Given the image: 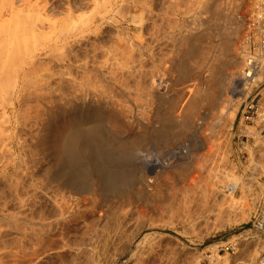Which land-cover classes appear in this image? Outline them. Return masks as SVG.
<instances>
[{
    "label": "rangeland",
    "instance_id": "1",
    "mask_svg": "<svg viewBox=\"0 0 264 264\" xmlns=\"http://www.w3.org/2000/svg\"><path fill=\"white\" fill-rule=\"evenodd\" d=\"M3 1L6 0H0V3ZM26 1L14 0L13 8L17 11L23 10L17 17L14 16V19L9 18L12 17L9 7L2 8L3 11L0 9V264H134V261L126 262L124 252L129 241L135 239L134 244L142 243L144 237L149 239L144 243V262L141 261L143 263L140 264H232L234 258L235 264H256L259 253L253 243L250 223L257 205L251 204L252 190L248 188L246 191L243 184L241 193L233 192L234 185L241 181L235 173L241 170V163L236 157L232 136L236 131L240 106L244 99L243 97L236 101V97L229 91L236 88L233 77L237 74L233 67L226 68L230 78L226 77L227 83H231L228 90L222 95L221 89H218L220 93L215 91L217 98H223L220 99L222 107H214L211 110L205 103L197 109L199 117L196 119V126L204 129L206 126L208 131L203 128H199L202 132L197 131L196 127L197 130L192 134L180 137L177 134L175 137L172 135V143L157 152L156 149L151 150L149 142L147 148L139 150L133 157L134 160L131 159L130 171L134 172L133 175L136 174L137 180L143 172L149 175L147 177L150 180L155 177L145 168L148 162L151 163L158 157L165 162L175 160L174 163L182 164L184 169L188 167L181 181L178 178L181 171L177 168L166 171L160 178L156 177L162 192V202L154 201L155 205L152 202L143 204L132 193L124 192L123 195L112 196L111 200H108L110 203L107 201L104 204L103 196H96L95 205H78V211L75 209V213H78H74L73 218L64 222L61 216L63 209L60 207L66 205L62 203L69 202L71 197L70 202H66L68 207L76 198L89 195L76 194L74 190H70L72 192L69 191L68 195L72 196L66 195L63 198L65 191L60 190L62 188L59 184L66 178H63L61 173L65 175L66 171L60 172L63 181L57 175L53 176L54 167L61 166L59 163L62 162L64 145L76 126L74 116H68L66 101L68 96L72 97L70 94L78 91L80 79H83V71L78 68L79 65L87 63L85 66L91 69H102V73H98L101 76L97 74L99 78L93 74L97 80L91 75L94 81L90 77L89 82L92 83L89 85H93L91 91L97 90L101 98L108 101V107L100 113L97 111L98 115L93 107L90 108L91 112L95 113V118L92 116L93 119H88V122L81 125L82 129L88 130L94 127V123L97 126L99 124L102 130L104 128L106 139H116V142L128 141L136 133H152L160 126L154 122L155 118H152L154 111L160 106L154 96L150 98L153 89L161 84L159 89L162 93L166 92L164 106L169 108L168 105L171 104L172 115L180 118L193 101L195 91L202 87L198 78L210 79L212 71L204 73L200 70V75L195 70L188 79L183 80L177 66L189 51L193 42L191 40L206 30L214 8L220 6L218 10H223L229 16L233 13L237 18L246 21L254 0H244L240 11L235 10L236 6L231 0H30L32 7L38 5L39 14L42 16L32 27H29L30 24L22 25L21 21L28 18V12L30 17L36 11L35 8L29 9ZM26 8L29 10L26 11ZM246 26L247 21L242 26L233 48L240 59V42ZM33 30H36L35 33ZM5 44V48H8L4 53L1 47ZM68 57L73 60V68L67 71L65 64L69 60ZM69 72L74 73L73 77L69 76L72 75ZM197 74L200 77H197ZM207 74H210L209 77ZM73 78V81L80 78V83L78 80L76 83L72 82ZM223 78L225 79L224 75ZM71 87L77 89L73 90ZM202 88L206 89V86ZM93 91L90 93L93 94ZM94 94H97L95 98L98 99L99 93ZM152 99L155 100L153 103ZM231 105V113L226 114L225 110ZM162 106L160 107L165 108ZM219 115L222 116V124H216ZM204 139L209 141L205 151L202 146ZM211 139L216 140V143L211 144ZM134 168H137V172ZM79 169L82 174L84 168ZM95 171L89 174L91 176L87 177V181L101 178ZM74 172L76 173V169ZM77 172L80 175V172ZM194 178H200L195 182L197 188L192 186L189 191L187 185ZM55 181L60 182L57 184ZM136 182L133 183L134 188L139 187L138 181ZM56 184L60 189L56 188ZM193 187L196 188L194 191ZM229 187L233 193L229 192ZM224 188L227 190H221ZM58 192H61L60 199L64 202L56 196ZM228 193L235 195V202L239 204L236 208L228 204L229 200L224 202L229 197ZM68 197L69 199L65 200ZM55 198L60 202L55 203ZM223 202L227 205L224 206ZM248 210L250 211L247 212ZM118 221L124 222L126 227L122 229L124 232L116 234L113 231H116ZM53 222H58L56 232L51 229ZM107 238L117 241L108 247L105 243L109 241ZM66 243L72 245L66 247ZM105 246L107 249L103 248ZM229 246L234 247L236 253L227 251ZM226 258L229 259L228 263Z\"/></svg>",
    "mask_w": 264,
    "mask_h": 264
},
{
    "label": "bare ground",
    "instance_id": "2",
    "mask_svg": "<svg viewBox=\"0 0 264 264\" xmlns=\"http://www.w3.org/2000/svg\"><path fill=\"white\" fill-rule=\"evenodd\" d=\"M26 1V0H24ZM142 1V0H141ZM151 1V0H150ZM221 1V0H220ZM225 1V0H224ZM234 2V5L236 6L235 7V10L236 11H240L242 9V3L244 0H231V3ZM13 2L14 0H6V1H3L2 4L0 3V9L3 11L2 8H6V7H9L8 9H11V16L12 17H9V18H13L14 19V16H18L20 13L23 12V10H15L13 8ZM23 2V1H22ZM31 2L29 0V2L26 1V4L28 5V8L29 9H36L35 13H38V14H35L34 11H32L34 14L33 15H30L29 17V12H28V18L21 20L22 22V25H27V24H30L31 26L29 27H32L33 24L36 23V20H40L42 19L40 16V10H38V5L36 6H33L31 5ZM41 2V1H40ZM95 2V1H94ZM96 3V2H95ZM173 3V2H171ZM230 3V4H231ZM94 4V3H93ZM98 4V3H97ZM108 4V3H107ZM145 4V3H144ZM170 5V4H169ZM194 5V4H193ZM204 5V4H203ZM30 6V7H29ZM192 6V5H191ZM70 7V6H69ZM189 7V6H188ZM216 7V6H215ZM220 8V6H218ZM86 8V7H85ZM94 8V6H93ZM219 8H214L215 10L212 11V14H211V17L209 18L210 21L209 24L207 25V28L206 30H204L203 34H199V35H196V37L194 38V40H191L193 41L190 45V49L189 51L185 54V57H184V60L182 62L179 61L178 63V70H179V73H180V78L185 80V79H188L192 74L193 72L196 70L198 71L197 73H200V72H203L205 73V71H212V78L210 76V79H202V78H198L200 79V86H206V89L202 88L198 91H195V97L193 99V101L190 103L189 105V108L185 110V114L183 116H181L180 118H176L172 115V108L170 105L169 108L168 107H165L164 106V96L166 95L164 92L162 93L161 90L159 89V87L161 86V84H159V87L158 88H155L152 90V96H150V98L153 96L155 97L154 99L155 100H158L159 101V105L160 106H164L165 108H161L160 106L156 109L155 106L153 108L156 109V111H154L155 113L154 114V117L152 118H155V121L157 124H159L160 126H158L157 128L158 129H155L154 132L152 133H148V132H140V133H136L135 135L131 136V138L128 140V141H123L121 142H116V139L115 141L114 140H110L108 141L106 139V136H105V133H104V128L102 130V128L99 126L96 125V123H94V127L88 129V130H85V128H81V125H84V123L88 122V119L92 118V116H94L93 112H91L90 108L93 107V109L96 110V115L97 114V111H99V113L101 112V110L103 109H106L108 107V101H106L104 98L102 99L101 98V94L100 92H96L97 90H92L93 91V94L92 91L90 89H93L91 88L93 85H89V79L92 78L93 74L97 76L98 73H100L102 71L101 68H97L95 66V68H89V66H85V64L87 65V63L83 64V65H79L77 64L78 68H80L82 71H83V79H80L81 80V83L79 82V79L75 80L77 81L78 83H80V87L78 86V91L73 88V90H76V93H72L70 94L72 97L70 98L68 96V100L66 101L67 102V106H68V116H74L73 119H76V126L73 128V132L70 136V138L67 139L65 145H64V149H63V154H62V162L61 164L59 163V165L61 166H55L54 167V172H53V176L54 175H57L59 179H62L61 181H63V176H66V178H64L65 180L61 183L60 181V184L59 186L62 188L60 189L57 184L56 181V188H59L60 190H63L65 191V193H62L64 194L63 198L67 196H72V195H68L69 191L70 190H74L76 194H88L89 197H78L76 198V200H74L73 203H70V206L66 207L67 205H69L68 203L70 202L71 200V197L69 199L66 198L65 200L69 199V202L68 201H62V199H60L61 197V192L59 194L56 195L62 202V204L66 205V206H58L60 207L61 209H63V214H61V216L63 217L62 219L65 221L71 219L74 217L75 214V209L78 205H95L94 203V199L96 196L100 197V196H103V203L105 204L112 196H119V195H123L124 192H128V193H132L134 195V197L140 201L143 202V204L146 202V203H149L152 202L154 204V201L155 202H162L161 200L162 199V192L160 191V185L157 183V180H156V177H159V176H163L166 171L168 172V170H171V169H175L177 168L179 171H181V175H178V178L181 179L184 177V174L187 172H185V169H184V166L182 167L181 165L179 164H175L174 161L172 162H169L167 160V162L163 161L162 158H155V160L153 162H148V164L146 165V170L148 171V173H150V175H154L155 177L148 179L146 173H142L141 174V177L139 178V180L135 179V175L134 172L130 171V168H131V159H133V157L135 155L138 154L139 150L141 151L142 149H144L148 143L151 147V150L155 151L156 149V152L157 151H160V149H163L162 147H166V145L168 143H172L171 142V136L174 135L173 137H175V134H177L179 137L180 136H186L188 134H192L194 133L193 131L197 130V131H201L202 130H199L202 129L203 127H200L198 128V125L196 122V119H198L199 117V114H198V107L202 106L203 104H207L209 106V108H216V107H219L221 105V100L223 98H220L219 97L217 98L216 95H215V91H218V89L220 90L221 92V95L222 93L225 94L226 90H228V86L230 87V82L229 84L227 83V78H229V76L227 75L226 73V68L227 67H233L236 69V74L235 75L236 77L234 78L233 77V81H234V85H236L235 89H232V90H229L231 93H232V96L235 98L236 97V101L238 100H241L243 99V97L247 94V90L245 89V87L241 84L242 83V71H243V61H242V58L240 59L238 56H236V52L234 51L235 49L234 48V45H236V40H237V37L240 35V32L242 31V26L244 25V23H246V21L240 19V18H237L235 14L232 13V10H231V16H229L226 12H224L223 10H218ZM224 8V7H223ZM234 8V6L232 7ZM29 9H25L26 11L29 10ZM34 9V10H35ZM24 10V11H25ZM44 10V9H43ZM234 10V9H233ZM101 11V10H100ZM99 11V12H100ZM108 11V10H107ZM117 11V10H116ZM193 11V10H192ZM89 12V11H88ZM93 12V11H92ZM104 12V11H103ZM121 12V11H120ZM187 12V11H186ZM234 12V11H233ZM31 13V12H30ZM80 13V12H79ZM97 13V12H96ZM119 13V11L117 12ZM1 14V13H0ZM24 14V13H23ZM124 14V13H123ZM186 14V13H185ZM230 14V13H229ZM2 15V14H1ZM69 15V14H68ZM94 15V14H93ZM189 15V14H188ZM209 15V14H208ZM21 16V15H20ZM92 16V15H91ZM122 16V15H121ZM198 16V15H197ZM199 17V16H198ZM20 18V17H18ZM197 18V17H196ZM1 19V18H0ZM73 19V18H72ZM78 19V18H77ZM207 19V18H206ZM70 20V19H69ZM74 20V19H73ZM91 20V19H90ZM111 20V18H110ZM2 21V20H1ZM12 20H10L11 22ZM31 21V23H30ZM45 21V20H44ZM79 21V20H78ZM93 21V19H92ZM3 22V21H2ZM9 22V21H8ZM16 22V21H15ZM14 22V23H15ZM48 22V21H47ZM117 22V21H116ZM190 22V21H189ZM4 23V22H3ZM7 23V22H6ZM119 22H117L118 24ZM8 24V23H7ZM17 24V23H16ZM15 24V25H16ZM142 24V23H141ZM13 25V24H12ZM42 25V24H41ZM40 25V26H41ZM94 25V24H93ZM2 26V25H1ZM53 26V25H52ZM90 26V25H89ZM88 26V27H89ZM141 26V25H140ZM192 26V25H191ZM26 27V26H25ZM87 27V28H88ZM1 28V27H0ZM5 28V27H3ZM41 28V27H40ZM53 28V27H52ZM51 28V30H52ZM2 29V28H1ZM43 29V28H42ZM32 30V29H31ZM38 30V29H36ZM36 30H33L34 33ZM80 30V28H79ZM7 31V30H6ZM26 31V30H25ZM28 31V30H27ZM101 31V29H100ZM1 32V31H0ZM44 32V31H43ZM46 33V32H45ZM76 33V32H75ZM3 34V33H2ZM31 34V33H30ZM48 34V33H47ZM97 34V33H96ZM6 35V34H5ZM11 35V34H9ZM33 35V34H32ZM40 35V34H39ZM46 35V34H45ZM45 35H44V39H45ZM49 35V34H48ZM51 35V34H50ZM100 35V34H99ZM114 35V34H113ZM13 36V35H12ZM38 36V35H37ZM41 36V35H40ZM39 36V37H40ZM47 36V35H46ZM174 36V35H173ZM8 37V36H7ZM19 37V36H18ZM29 37V36H28ZM6 38V37H5ZM9 38H11V36H9ZM9 38H6V40H8ZM15 38V36H14ZM13 38V39H14ZM35 38V37H34ZM41 38V37H40ZM127 38V37H126ZM175 38V37H174ZM188 38V37H187ZM4 39V38H2ZM12 39V40H13ZM39 39V38H38ZM47 37H46V41H47ZM5 40V41H6ZM10 40V39H9ZM8 40V41H9ZM16 40V39H15ZM35 40V39H34ZM141 40V39H140ZM174 40V39H173ZM172 40V41H173ZM4 41V40H3ZM2 42V41H0ZM49 42V41H48ZM179 42V41H178ZM9 43V42H8ZM14 43V42H13ZM44 43V42H43ZM81 43V42H80ZM177 43V42H176ZM11 44V43H10ZM71 45V44H70ZM5 46H7L6 44L1 47L3 48V52L4 51H7V48H5ZM14 46V45H13ZM114 46V45H113ZM66 47V46H65ZM93 47V46H92ZM128 47V46H126ZM236 47V46H235ZM72 48V47H71ZM115 48V47H114ZM70 49V48H69ZM85 49V48H84ZM127 49V48H126ZM15 50V49H14ZM101 50V49H100ZM123 50V49H122ZM136 50V49H135ZM182 50V49H181ZM98 52V50H97ZM5 53V52H4ZM76 53V52H75ZM88 53V52H87ZM175 53V52H174ZM2 54V53H1ZM120 54V53H119ZM72 55V54H71ZM118 55V54H117ZM238 55V54H237ZM2 56V55H0ZM9 56H10V53H9ZM127 56V55H125ZM4 57V56H3ZM50 57V56H49ZM66 57V56H65ZM72 58V57H71ZM86 58V57H85ZM122 58V57H121ZM129 58V57H128ZM228 58L230 60H228ZM57 59V58H56ZM68 61L67 63L65 64L66 68H67V71L68 70H71L73 68V60L70 59L68 57ZM88 59V58H86ZM108 59V58H107ZM126 59V58H125ZM60 60V59H59ZM97 60V59H96ZM124 60V59H123ZM87 61V60H86ZM129 61V60H128ZM81 62V61H79ZM130 62V61H129ZM43 63V62H42ZM58 63V62H57ZM126 63V62H125ZM75 64V62H74ZM82 64V63H81ZM89 64V63H88ZM121 64V63H120ZM136 64V63H135ZM169 64V63H168ZM123 65V64H122ZM158 65V64H157ZM102 66V65H101ZM121 66V65H120ZM128 66V65H126ZM144 66V65H143ZM172 66V65H171ZM107 67V66H106ZM109 67V66H108ZM116 67V66H115ZM142 67V66H141ZM153 67V66H152ZM77 68V69H78ZM164 68V67H163ZM231 68V69H233ZM240 68V69H239ZM79 69V71H80ZM153 69V68H152ZM205 69V70H204ZM239 69V70H238ZM66 70V69H65ZM117 70V68H116ZM201 70V71H200ZM73 71V70H72ZM71 71V72H72ZM153 71V70H152ZM200 71V72H199ZM228 71V69H227ZM81 72V71H80ZM108 72V71H107ZM230 72V71H229ZM16 73V72H15ZM63 73V71L61 72ZM102 73V72H101ZM100 73V74H101ZM106 73V72H105ZM110 73V72H109ZM208 73V72H207ZM52 74V73H51ZM69 74H72L69 72ZM74 74V73H73ZM73 74L72 75H69L71 77H73ZM98 74V75H100ZM104 74V73H103ZM136 74V73H135ZM134 74V75H135ZM210 74H207V76L209 77ZM15 75V74H14ZM66 75V74H65ZM92 75V76H91ZM151 75V74H150ZM166 75V74H165ZM201 75V73H200ZM223 75L225 77V79L223 78ZM61 76V75H60ZM101 76V75H100ZM104 76V75H103ZM102 76V77H103ZM106 76V75H105ZM111 76V74H110ZM161 76V75H160ZM64 77V76H63ZM76 77V76H75ZM79 77V76H78ZM82 78V76H80ZM91 77V78H90ZM98 77V76H97ZM93 76V78H96L95 80H97L98 78ZM101 77V78H102ZM113 77V75H112ZM146 77V76H145ZM168 77V76H167ZM197 77H200L198 76L197 74ZM207 77V78H208ZM61 78V77H59ZM92 78V80H93ZM152 79V77H150ZM157 78V77H156ZM67 79H68V76H67ZM111 79V77H110ZM164 79V77H163ZM230 79V78H229ZM261 79V78H260ZM259 79V80H260ZM69 80V79H68ZM72 82L76 83L73 79H71ZM120 80V79H119ZM232 80V79H231ZM91 81V80H90ZM94 81V80H93ZM101 81V80H100ZM110 81V80H108ZM114 81V80H113ZM116 81V80H115ZM160 82V80H158ZM71 82V81H70ZM102 82V81H101ZM100 82V83H101ZM117 82V81H116ZM144 82V81H143ZM164 82V81H163ZM73 83V84H74ZM92 83V81H91ZM90 83V84H91ZM154 83V82H153ZM128 84V83H127ZM157 84V85H158ZM164 84V83H163ZM16 85V84H15ZM98 85H101V84H97ZM120 85V84H119ZM165 85V84H164ZM74 86V85H73ZM113 86V85H112ZM152 87V85H150ZM156 86V85H155ZM199 86V88H200ZM63 87V86H62ZM70 87V86H69ZM76 87V86H75ZM126 87V86H125ZM162 87V86H161ZM168 87V86H167ZM98 88V87H97ZM144 88V87H143ZM169 88V87H168ZM234 88V87H233ZM126 89V88H125ZM166 89V88H165ZM194 89V88H193ZM137 90V89H136ZM169 90V89H168ZM189 90V89H188ZM186 90V91H188ZM63 91V89H62ZM72 91V90H71ZM113 91V90H112ZM165 91V90H164ZM19 92V91H18ZM17 92V93H18ZM89 94H88V93ZM91 92V93H90ZM103 92V91H102ZM150 92V91H149ZM219 92V91H218ZM219 92V93H220ZM228 92V91H227ZM68 93V92H67ZM66 93V94H67ZM94 93H99V96H97L98 99H96V95L97 94H94ZM116 93V92H115ZM119 93V92H118ZM190 93V92H189ZM58 94V93H57ZM104 94V93H103ZM135 94V93H134ZM146 94V93H145ZM169 94V93H168ZM64 95V94H63ZM228 95V93H227ZM226 95V96H227ZM231 95V94H230ZM193 96V95H192ZM100 97V98H99ZM103 97V95H102ZM225 97V95L223 96ZM230 97V96H229ZM22 98V97H21ZM51 98V97H50ZM64 98V97H63ZM62 98V99H63ZM130 98V97H129ZM139 98V97H138ZM148 98V97H147ZM181 98V97H180ZM55 99V97H54ZM61 99V100H62ZM66 99V98H65ZM122 100V98H121ZM137 100V99H136ZM140 100V99H139ZM151 100V99H150ZM153 100V99H152ZM155 100L151 101V103H153ZM166 100V99H165ZM225 100V99H224ZM227 100V99H226ZM225 100V101H226ZM124 101V100H123ZM180 101V100H179ZM191 101V100H190ZM118 102V101H117ZM187 102V101H186ZM223 102V101H222ZM54 103V102H53ZM122 103V102H121ZM150 103V101H149ZM156 103V102H155ZM225 103V102H224ZM223 103V106L225 107ZM228 103V102H227ZM158 104V103H156ZM188 104V103H186ZM64 105V104H63ZM122 105V104H121ZM139 105V104H138ZM149 105V104H148ZM155 105V104H154ZM167 105V103H166ZM65 106V105H64ZM140 106V105H139ZM162 106V107H163ZM188 106V105H187ZM235 106V105H234ZM122 107V106H121ZM142 107V106H141ZM150 107V106H149ZM173 107V106H172ZM223 107V108H224ZM146 108V107H145ZM152 108V109H153ZM222 108V109H223ZM92 109V108H91ZM150 109V108H149ZM231 109H233V105H231V107L229 109H227V111L225 110L226 114L228 113H231ZM124 110V109H123ZM128 110V109H127ZM132 110V109H131ZM130 110V111H131ZM151 110V109H150ZM218 110V108H217ZM152 111V112H153ZM209 111V110H208ZM224 111V110H223ZM114 112V111H113ZM125 113V112H124ZM127 114V113H126ZM125 114V115H126ZM218 115V114H217ZM225 115V114H224ZM231 115V114H230ZM144 116V115H143ZM220 116V115H219ZM98 117V116H97ZM145 117V116H144ZM95 118V116H94ZM100 118V117H99ZM106 118V117H105ZM127 118V117H126ZM234 118V117H233ZM124 119V118H123ZM213 119V118H212ZM218 121L216 122L219 123L221 120H222V116L218 117L217 118ZM232 119V118H231ZM145 120V119H144ZM154 120V119H153ZM93 121V120H92ZM148 121V120H147ZM216 121V120H215ZM225 121V120H224ZM232 121V120H231ZM150 122V121H149ZM152 122V121H151ZM210 122V120H209ZM124 123V122H123ZM221 123V122H220ZM88 124V123H87ZM92 124V122H91ZM213 124V123H212ZM222 124V123H221ZM220 124V125H221ZM71 125V124H70ZM205 125V124H204ZM202 125V126H204ZM224 125V124H223ZM133 126V125H132ZM211 126V125H210ZM215 126V124H214ZM151 127V126H150ZM156 127V126H155ZM197 127V129H196ZM223 127V126H222ZM225 127V126H224ZM214 129V127H212ZM146 129V128H145ZM144 129V130H145ZM205 129L207 130L206 126H205ZM203 128V130H205ZM209 129V128H208ZM211 129V128H210ZM153 131V130H151ZM208 131V130H207ZM223 131V129H222ZM205 132V131H204ZM208 133V132H207ZM210 133V132H209ZM208 133V134H209ZM108 135V134H107ZM109 136V135H108ZM213 133H212V137H213ZM216 136V135H215ZM177 137V136H176ZM210 137V136H209ZM233 137V136H232ZM2 139V138H1ZM111 139V137H110ZM173 139V138H172ZM180 139V138H179ZM214 139V138H212ZM211 139V144L213 143H216L215 141H212ZM217 139V138H216ZM219 139V138H218ZM222 139V138H221ZM220 139V140H221ZM151 140V141H149ZM175 140V138H174ZM172 140V141H174ZM178 140V138H177ZM207 140V139H206ZM224 140V139H223ZM231 140V139H230ZM104 141V142H103ZM114 141V142H113ZM205 141V139H204ZM116 142V143H115ZM208 142L209 141H205L202 146H203V150L204 148L208 147ZM103 143V144H102ZM174 144V143H173ZM219 144V143H218ZM1 145V144H0ZM148 145V146H149ZM217 145V144H216ZM209 147H210V144H209ZM63 148V147H62ZM147 148V147H146ZM217 149V148H216ZM224 149V148H223ZM228 149V148H227ZM222 150V149H221ZM147 151V150H146ZM205 151V150H204ZM211 151V150H210ZM151 152V151H150ZM155 152V153H156ZM162 152V151H161ZM203 153V152H202ZM162 155V154H161ZM208 155H210V153H208ZM215 155V154H214ZM176 156V155H175ZM206 156H207V153H206ZM216 156V155H215ZM61 157V156H60ZM208 157V156H207ZM225 157V156H224ZM137 158V157H136ZM148 158V157H147ZM146 159V158H145ZM175 159V158H174ZM209 159V158H208ZM228 159V158H227ZM213 160V159H212ZM211 160V161H212ZM138 161V160H137ZM203 161V160H202ZM214 161V160H213ZM218 161V159H217ZM205 162V161H204ZM216 162V161H214ZM80 163L82 165H80ZM85 164V165H83ZM135 164V163H134ZM222 164V162H221ZM58 165V164H57ZM79 165V166H77ZM228 165V164H227ZM78 168H77V167ZM84 166V167H82ZM144 166V165H143ZM213 166V165H212ZM230 166V165H229ZM229 166H228V170H229ZM76 167V168H75ZM84 168L82 171V174L80 172V169L79 168ZM216 167V166H215ZM51 168V167H50ZM188 168V167H187ZM191 168V167H190ZM76 169V173L74 172V170ZM78 169V170H77ZM136 169V172H137V168H134ZM227 169V168H226ZM93 170L97 171L99 173L100 176L98 177H101V178H98V177H94V178H98L96 180L92 179L91 181H87V177L91 176L89 174H91L93 172ZM132 170V168H131ZM62 171H66L64 173H66L65 175H63V172ZM80 172V175L78 174V172ZM95 171V173H96ZM214 171V170H213ZM230 171V170H229ZM60 172H62V177L63 178H60ZM178 172V171H177ZM190 172V171H189ZM219 172V171H218ZM57 173V174H56ZM141 173V172H140ZM212 173V172H211ZM236 175L237 177L241 180V177L239 174H237L238 172H236ZM59 174V175H58ZM78 174V175H77ZM163 174V175H162ZM166 174V173H165ZM198 174V173H197ZM94 175V174H93ZM98 175V174H97ZM96 175V176H97ZM193 175V174H192ZM205 175V174H203ZM207 175V174H206ZM218 175V174H217ZM140 176V175H139ZM88 177V178H89ZM169 177V176H168ZM173 177V175H172ZM222 177V176H221ZM220 177V178H221ZM227 177V176H226ZM93 178V177H92ZM160 178V177H159ZM197 178V177H196ZM208 178V177H207ZM214 178V177H213ZM152 179H154L153 181V184H152ZM200 179V178H199ZM199 179H193V181L187 185L189 188L192 187V186H196L195 182H197L196 180H199ZM217 179V178H216ZM138 181V185L139 187L137 188H134L133 186V183L134 182ZM215 180V179H214ZM220 180V179H219ZM224 181V180H222ZM172 182V181H171ZM199 182V181H198ZM217 182V181H216ZM226 182V181H224ZM137 183V182H136ZM135 183V184H136ZM160 183V182H159ZM208 183V182H207ZM240 183V182H239ZM42 184V183H41ZM53 184V183H52ZM134 184V185H135ZM162 184V183H160ZM168 184V183H167ZM205 184V183H204ZM224 184V183H223ZM233 184V183H232ZM235 184V183H234ZM233 184V185H234ZM213 185V184H212ZM217 185V184H216ZM227 186V184H225ZM178 186V185H177ZM181 186V185H180ZM215 186V184H214ZM213 186V188H214ZM235 186V187H234ZM234 187L235 190L236 189V186L237 184H235ZM39 187V186H38ZM37 187V188H38ZM136 187V186H135ZM162 187V186H161ZM199 187V186H198ZM210 187H212L210 185ZM187 188V187H186ZM184 188V189H186ZM194 188L193 187V191H194ZM197 188V186H196ZM195 188V189H196ZM219 188H222V187H219ZM58 189V190H59ZM168 189V188H167ZM188 189V188H187ZM186 189V190H187ZM214 189H217V187H215ZM226 188L224 189H221V190H225ZM250 189V188H249ZM59 190V191H60ZM184 190V191H186ZM189 190V189H188ZM227 190V189H226ZM230 187H229V192H230ZM240 190H243L242 188H240ZM40 191V190H39ZM191 191V188L190 190ZM206 191V190H205ZM211 191V190H210ZM213 191V190H212ZM72 192V191H70ZM215 192V191H214ZM233 192H235L233 190ZM231 191V193H233ZM202 193V192H201ZM217 193V192H216ZM222 193V191H221ZM231 193H228V198L225 199L224 202H227L226 200H229V205L232 206V207H235L236 205H239L238 202H235L236 201V198H235V195H231ZM62 194V195H63ZM70 194V193H69ZM59 195V196H58ZM218 195V194H217ZM222 195V194H221ZM220 195V196H221ZM225 195V194H224ZM227 195V194H226ZM225 195V196H226ZM245 195V194H244ZM75 196V194H74ZM77 196V195H76ZM87 196V195H86ZM172 196V195H171ZM195 196V195H194ZM202 196H203V193H202ZM258 196H260L258 193H255L253 195V198H258ZM56 197V198H57ZM55 198V199H56ZM75 198V197H74ZM124 198V197H123ZM177 198V197H176ZM186 198V197H185ZM241 198H244L241 196ZM254 198V199H255ZM59 199H56L55 203L57 201L60 202ZM212 199V198H210ZM96 200V199H95ZM111 200V199H110ZM115 200V199H114ZM126 200V199H125ZM176 200V199H175ZM202 201H204L202 199ZM223 201V200H222ZM58 202V204H59ZM68 202V203H66ZM128 202V201H127ZM210 202V201H209ZM223 202V204H224ZM20 203V202H19ZM107 203H110L109 201ZM98 204V203H97ZM152 204V205H153ZM156 204V203H155ZM154 204V205H155ZM158 204V203H157ZM174 204V203H173ZM172 204V205H173ZM176 204V203H175ZM174 204V205H175ZM198 204V203H197ZM202 204V203H201ZM205 204V203H204ZM221 204V203H220ZM61 205V204H60ZM103 205V204H101ZM227 204H224V206H226ZM74 206V207H73ZM97 206V205H96ZM187 206V205H186ZM222 206V204H221ZM220 206V207H221ZM202 207V206H201ZM217 207V206H216ZM79 208V206H78ZM188 208V207H187ZM186 208V209H187ZM236 208V207H235ZM247 208V207H246ZM92 209V208H91ZM124 209V208H123ZM203 209V208H202ZM209 209V208H208ZM249 209V208H248ZM77 210V209H76ZM214 210V209H213ZM223 210V209H222ZM78 211V210H77ZM189 211V210H188ZM250 210H248L247 212H249ZM123 212V211H122ZM219 212V211H218ZM221 212V211H220ZM245 212V210H244ZM75 213V214H74ZM85 213V212H84ZM242 213V212H241ZM126 214V213H125ZM207 214V213H206ZM217 214V213H215ZM225 214V213H224ZM239 214V213H238ZM79 215V214H78ZM82 215V214H81ZM124 215V214H122ZM77 216V215H76ZM75 216V217H76ZM83 216V215H82ZM223 216V215H222ZM55 217V216H54ZM221 217V215H220ZM77 218V217H76ZM219 218V217H218ZM61 219V220H62ZM244 219V218H243ZM125 220V219H124ZM130 220V219H129ZM74 221V220H73ZM119 222V221H118ZM117 222V228H116V231H113V232H121L124 230L123 227L125 226L124 222ZM127 222V221H126ZM54 223V222H53ZM89 223V222H87ZM132 223V222H131ZM136 224V223H135ZM52 225V224H51ZM115 225V224H114ZM137 226V225H136ZM126 227V226H125ZM60 228V227H59ZM96 228V227H95ZM115 228V227H113ZM112 228V229H113ZM52 231L53 232H56L58 231V222L54 223L52 225ZM114 230V229H113ZM87 231V230H86ZM112 231V230H111ZM110 232V231H109ZM139 234V232H137ZM108 234V233H107ZM115 234V236H116ZM64 235V234H63ZM50 236V235H49ZM56 237V236H55ZM109 238V236H107ZM117 237V236H116ZM119 237V236H118ZM122 238V235L120 236ZM119 237V238H120ZM107 238V239H108ZM124 238V237H123ZM134 238V237H133ZM62 239V238H60ZM86 239V238H85ZM106 239V240H107ZM118 239V238H117ZM132 239V238H131ZM144 240L142 241V243H138V244H134L135 242V239L133 241H129V245H128V248L126 249V252L124 256H126V262H131V261H134V264H140V263H143V247H144V243L147 241V239L149 238H143ZM109 240V239H108ZM57 241V240H56ZM117 241L116 239L114 240V238H110L109 241H106L105 243L107 244L106 246L110 247L109 245H112L114 244V242ZM119 241V240H118ZM151 241V240H150ZM65 242V241H64ZM69 242V241H68ZM104 243V244H105ZM147 244V243H146ZM72 244H69V243H66V247H70ZM116 245V244H115ZM125 245V244H124ZM105 247V249H107ZM75 247V246H74ZM119 247V246H118ZM148 247V246H147ZM114 248V247H113ZM77 249V248H76ZM146 250V248H144ZM150 250H152L150 247H149ZM148 250V249H147ZM154 251V250H153ZM252 251V250H251ZM145 252V251H144ZM147 252V251H146ZM253 253V252H252ZM147 254V253H146ZM148 254L149 251H148ZM151 255V254H150ZM171 256V255H170ZM91 257V256H90ZM122 257V256H121ZM147 257V255H146ZM144 257V258H146ZM162 258V257H161ZM170 259V258H169ZM229 260V259H228ZM228 260L226 258V263H228ZM143 261V262H141ZM146 261V260H145ZM146 263V262H145ZM225 264V262H224ZM257 264V263H256Z\"/></svg>",
    "mask_w": 264,
    "mask_h": 264
},
{
    "label": "built area",
    "instance_id": "3",
    "mask_svg": "<svg viewBox=\"0 0 264 264\" xmlns=\"http://www.w3.org/2000/svg\"><path fill=\"white\" fill-rule=\"evenodd\" d=\"M246 21L239 52L243 61L241 84L248 92L241 103L232 137L236 157L241 163L237 173L241 181L235 192L241 193L243 184L246 191L252 190L251 195L260 194L258 198H251V204L257 208L250 231L259 253L256 263L264 264V0L253 1ZM226 250L236 253L234 247L229 246Z\"/></svg>",
    "mask_w": 264,
    "mask_h": 264
},
{
    "label": "crops",
    "instance_id": "4",
    "mask_svg": "<svg viewBox=\"0 0 264 264\" xmlns=\"http://www.w3.org/2000/svg\"><path fill=\"white\" fill-rule=\"evenodd\" d=\"M236 258L233 259L232 264H235Z\"/></svg>",
    "mask_w": 264,
    "mask_h": 264
}]
</instances>
